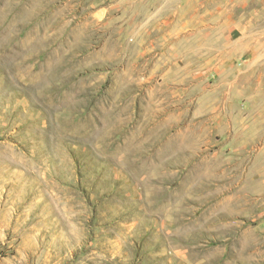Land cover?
<instances>
[{
	"label": "rangeland",
	"instance_id": "obj_1",
	"mask_svg": "<svg viewBox=\"0 0 264 264\" xmlns=\"http://www.w3.org/2000/svg\"><path fill=\"white\" fill-rule=\"evenodd\" d=\"M0 264H264V0H0Z\"/></svg>",
	"mask_w": 264,
	"mask_h": 264
}]
</instances>
